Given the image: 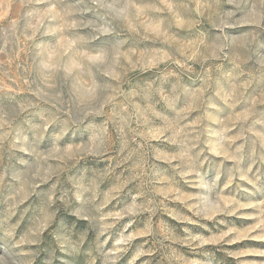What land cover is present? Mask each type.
Returning <instances> with one entry per match:
<instances>
[{
	"label": "clouds",
	"instance_id": "obj_1",
	"mask_svg": "<svg viewBox=\"0 0 264 264\" xmlns=\"http://www.w3.org/2000/svg\"><path fill=\"white\" fill-rule=\"evenodd\" d=\"M24 8L0 25V67L15 64L0 84V205L11 216L29 197L38 202L24 235L0 226V264H32L41 250V264L56 250L120 264L136 235L162 238L159 264H186L163 241H206L187 228L185 238L154 230L158 212L225 225L215 242L233 243L242 235L218 217L251 207L264 231V0H24ZM133 182L135 193L118 199ZM241 194L261 198L245 204ZM144 214L143 232H130ZM145 254L138 248L127 264Z\"/></svg>",
	"mask_w": 264,
	"mask_h": 264
},
{
	"label": "rangeland",
	"instance_id": "obj_2",
	"mask_svg": "<svg viewBox=\"0 0 264 264\" xmlns=\"http://www.w3.org/2000/svg\"><path fill=\"white\" fill-rule=\"evenodd\" d=\"M7 5V7L5 6ZM43 10V6H41ZM25 11L24 0H0V25L9 23L10 20H19L22 13ZM4 42L3 32H0V44ZM21 57H24V53H20ZM0 59H7V57H0ZM15 68V64L9 63L0 67V84L3 81V73L5 70ZM9 76L13 75L12 71L8 72ZM131 161H129L124 167H130ZM255 173V170H253ZM127 175V172H125ZM259 183L264 184V170L259 178ZM247 187V185H245ZM166 187V186H165ZM137 190L135 182L128 184V186L121 192L118 199L123 200L128 196L129 192L133 194ZM241 202L245 204H254L259 200L260 196L255 197H245L243 194L237 197ZM163 199V197H158ZM37 197L35 195L29 197L25 202L17 208L14 215L9 216L6 206L0 205V226L5 228H13L17 237L24 235L28 227L29 216L32 212V207L37 203ZM166 206L174 210L179 215H190L180 206L178 203L173 201L165 200ZM115 204V201H113ZM111 210H118V208H113L109 206ZM240 215L238 216H221L218 219H224L227 226H234L237 232L242 235V238L235 240L233 243H225L224 241L215 242V237H218L222 232L226 231L225 225H220L216 222L211 221H199L196 223L189 224L187 221L173 220L166 214L157 213L152 216V226L154 230L159 231L162 227L167 226V228L172 229L175 235L181 238L187 237L188 233H185L184 229L187 228L191 235L199 236L206 241L201 243L199 240H194L191 243H175L172 244L171 241L164 240V245L171 244V247L175 248L178 254L183 257L186 264H264V239H258V237L264 235V231L259 228H255L258 220L255 218L257 213L254 208L247 207L240 210ZM194 221L195 217H191ZM147 220V214H144L137 218L136 223L132 225L129 229L130 232L140 233L143 232L145 228V221ZM127 222V217L116 225L113 229L114 232L119 231L121 226ZM82 231V229H81ZM47 237V232L44 233ZM90 238V236H89ZM160 239L156 240L150 238L146 235H136L135 239L131 242V246L124 253L120 264H127V262L132 258L133 254L138 248L143 247L145 255L140 256L136 260L135 264H159L161 252L164 251L161 247ZM227 239H234V235L226 237ZM112 241H109L111 245ZM45 246V241L40 242V248L43 249ZM84 248L88 247V239L84 241ZM31 250L37 252L36 246H32ZM152 250V255H148V251ZM44 256V252L41 250L36 255L32 264H41V258ZM57 257L62 258L67 264H89L90 257L85 255L83 251L79 256L73 257L66 255L59 250L55 251L52 258L51 264H61V260ZM99 264V261H97Z\"/></svg>",
	"mask_w": 264,
	"mask_h": 264
}]
</instances>
